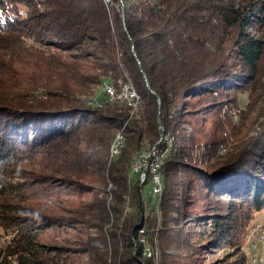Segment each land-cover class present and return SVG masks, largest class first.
I'll use <instances>...</instances> for the list:
<instances>
[{"label":"trees","instance_id":"obj_1","mask_svg":"<svg viewBox=\"0 0 264 264\" xmlns=\"http://www.w3.org/2000/svg\"><path fill=\"white\" fill-rule=\"evenodd\" d=\"M263 53L264 0H0V264H163L159 240L184 212L195 238L239 246L264 209V122L219 154L224 142L192 147L201 121L184 127L197 115L184 106L221 109ZM103 84L130 86L137 108ZM147 148L156 195L131 171ZM175 192L176 218L152 216Z\"/></svg>","mask_w":264,"mask_h":264},{"label":"rangeland","instance_id":"obj_2","mask_svg":"<svg viewBox=\"0 0 264 264\" xmlns=\"http://www.w3.org/2000/svg\"><path fill=\"white\" fill-rule=\"evenodd\" d=\"M226 57H230V54L226 55L225 58ZM225 64L227 70L229 71L233 64L232 58L226 59ZM258 65V73H260L259 79L250 81L248 84H244L240 87L239 90L234 93V96L232 94V96L227 98L228 100L226 102L218 105L221 109L215 107L209 112L207 109L210 106L207 105L208 101H206L204 97L199 98L198 100H187L188 102H186L184 108L189 110L188 113L193 112L194 115L196 113L197 115L196 117L186 116V118H184V127H192V125H195L192 122L196 119L201 121V128L193 136L194 142L192 147L199 149L198 147L201 146V150H206V146L209 145L206 144L205 146V143H203L206 140H209L207 143L216 142L215 145H212L213 148H215L216 145L218 146V143L224 142V146L219 148V154H224L225 149L226 151L229 149L228 147L232 146V148H234L238 145L235 143L237 140L256 135L258 132L257 130L260 128L259 123L264 122V53L262 60ZM122 90L123 89L121 88L116 92L118 93L120 91L119 93H122ZM126 91L128 90L124 88L123 93H126ZM232 98H236L237 101L232 100ZM256 118L259 119L256 120ZM186 121L191 122L188 123ZM226 136L228 137L225 139ZM234 137L236 139H233ZM171 140V136L164 135L158 142L161 141L162 143L168 144ZM202 144L204 145L202 146ZM212 147L209 146L208 150L213 151ZM145 150H149V148ZM31 172L35 173L34 176L39 174L34 169H32ZM148 176L150 183L144 185L143 191H145V193L148 192V189L152 184L149 173ZM144 181L145 178L141 182ZM92 186L94 187V185ZM188 192H190V190H188ZM90 198L91 195L89 194L85 199L88 201ZM216 200V198L211 197L208 199V202L211 203L212 207L215 204L226 207V203L223 199L219 201ZM180 201L181 198L179 192H175L174 195L164 198L165 205L161 210V213L159 211L156 214L151 213V215H154L155 218H159L160 214L163 216L166 215L165 220L176 218V212L173 210L168 211V209H175V207L179 205ZM189 210H191V208H189ZM220 212L225 214L222 210ZM60 215L64 214L60 213ZM189 215V212H184L181 218L182 224H174L171 221L166 224L168 230H165L162 233L165 237H162L159 240L163 249L160 254L161 256L164 255V258H160L159 261H163V264H242L239 259L241 255L245 256V264H259L252 259L256 257L257 259L259 257L264 258V237L263 234V239L259 236L262 232H264V209L257 212L254 215V219L249 222V225L246 227L248 229V233L241 244L239 243V246H225L219 249L211 245L214 240H200L199 238H195L194 234L187 233V231L190 230L189 223L191 218H189ZM258 226L259 228H257ZM155 228L156 227L152 224L149 229H152L155 233ZM207 228L209 229V227ZM235 230H237V228H235ZM182 232L186 233L182 234ZM178 234L180 240L176 238V236L178 237ZM139 238L145 242L144 234H141ZM192 246L196 247L193 248ZM157 256H159L158 253H155V257Z\"/></svg>","mask_w":264,"mask_h":264},{"label":"bare ground","instance_id":"obj_3","mask_svg":"<svg viewBox=\"0 0 264 264\" xmlns=\"http://www.w3.org/2000/svg\"><path fill=\"white\" fill-rule=\"evenodd\" d=\"M103 85H104L103 86V90L105 92L106 91V84H103ZM124 88H126V90H128V91H126V93H123ZM122 89H123L121 91L122 93H119L120 91L118 92V97H111L109 99H106V101L119 100V101L126 102V100H128V95L130 94V91L132 92V94L136 95V93L133 91V89L131 90V87L130 86L128 88L127 84ZM137 100H138V96H137ZM128 106H130L132 108V110H135L137 108V105H128ZM118 135H119L118 142H115V137H114V140L111 143V146H110V153H111V155H117V153L119 152L120 147L122 146V137H121L120 134H118ZM151 149H153V152L150 154V157H149V169H157L156 172H155V180L156 181H151V183H152L151 184V188H155V195H156V194H159L160 193L161 188H162V186H161V176H160V173L158 171L160 155L155 151L154 148H151ZM139 155H140V153L136 154L133 157L132 163H131V171H132V165H136V163L138 161V158H139ZM262 234L263 233H261L259 235L261 239H263ZM145 252H146V255L147 256L150 255V252L149 251H145ZM258 263L259 264H264V258L263 257H259L258 258Z\"/></svg>","mask_w":264,"mask_h":264},{"label":"built area","instance_id":"obj_4","mask_svg":"<svg viewBox=\"0 0 264 264\" xmlns=\"http://www.w3.org/2000/svg\"><path fill=\"white\" fill-rule=\"evenodd\" d=\"M111 97H118V93L112 87V85L106 84L105 99H109ZM137 103H138L137 96L132 94V92L130 91V94L128 95V100H126L125 104L137 105ZM118 139H119V135L117 134L115 136V142H118ZM152 152L153 149L141 151L136 165H132V172L134 174H140L141 181L144 180L146 172L150 174L151 181H156L155 172L157 169H149V157ZM151 192L153 195H155V188H151ZM257 228H259V226ZM252 260L258 262L257 257L253 258Z\"/></svg>","mask_w":264,"mask_h":264}]
</instances>
